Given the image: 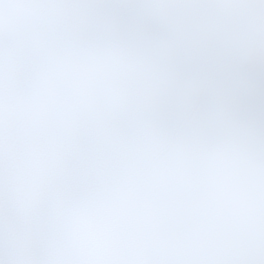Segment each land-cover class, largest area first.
I'll use <instances>...</instances> for the list:
<instances>
[{"label": "clouds", "instance_id": "obj_1", "mask_svg": "<svg viewBox=\"0 0 264 264\" xmlns=\"http://www.w3.org/2000/svg\"><path fill=\"white\" fill-rule=\"evenodd\" d=\"M0 264H264V0H0Z\"/></svg>", "mask_w": 264, "mask_h": 264}]
</instances>
